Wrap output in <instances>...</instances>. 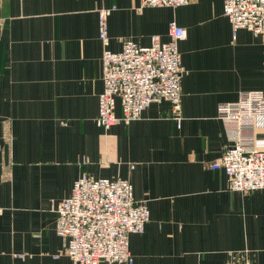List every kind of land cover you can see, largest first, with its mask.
Here are the masks:
<instances>
[{"label": "crops", "instance_id": "obj_1", "mask_svg": "<svg viewBox=\"0 0 264 264\" xmlns=\"http://www.w3.org/2000/svg\"><path fill=\"white\" fill-rule=\"evenodd\" d=\"M103 9H112L107 44ZM171 21L186 32L180 125L161 103L128 125L99 127L103 50L167 41ZM242 91L264 94V36L240 29L233 39L222 0H0V264H72L54 207L82 174L127 180L147 206L143 233L129 237L131 264H264V189L229 191L210 168L226 144L217 107ZM255 136L264 150V117Z\"/></svg>", "mask_w": 264, "mask_h": 264}, {"label": "built area", "instance_id": "obj_2", "mask_svg": "<svg viewBox=\"0 0 264 264\" xmlns=\"http://www.w3.org/2000/svg\"><path fill=\"white\" fill-rule=\"evenodd\" d=\"M188 0H139L141 8H178ZM98 12V39L108 43L106 17ZM232 38L244 29L264 36V0H222ZM167 41L152 36L147 46L127 40L118 52L104 49L101 56L102 91L97 97L96 123L104 130L141 118L151 104L167 103L171 118L180 125L183 67L178 51L185 30L175 21L167 28ZM117 102L120 115L114 113ZM264 117V94L242 91L238 99L217 107L226 144L221 157L210 165L220 169L229 191L249 193L264 189V150L256 146L257 119ZM55 233L72 264H131L129 237L141 234L149 220L145 204L135 203L129 181L116 178H77L69 196L54 207ZM230 264H252L248 260Z\"/></svg>", "mask_w": 264, "mask_h": 264}]
</instances>
